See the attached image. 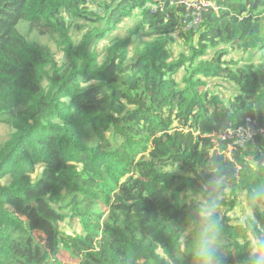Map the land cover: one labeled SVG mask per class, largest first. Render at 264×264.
I'll return each mask as SVG.
<instances>
[{
	"label": "trees",
	"instance_id": "trees-1",
	"mask_svg": "<svg viewBox=\"0 0 264 264\" xmlns=\"http://www.w3.org/2000/svg\"><path fill=\"white\" fill-rule=\"evenodd\" d=\"M162 1L156 12L147 7ZM162 1L0 0V123L10 129L0 144V264H64L62 250L80 260L68 264H159V245L168 264L176 254L191 264L177 242L213 161L233 177L222 206L228 264L243 255L247 218L232 213L242 191L264 183L251 164L264 159V137L231 158L213 138L247 116L264 120V59L225 58L264 52V0H210L218 10L182 36L188 50L176 59L184 11ZM20 22L50 34L56 49L30 41ZM229 77L237 92L225 99L208 80ZM70 217L80 232L61 230Z\"/></svg>",
	"mask_w": 264,
	"mask_h": 264
},
{
	"label": "clouds",
	"instance_id": "clouds-1",
	"mask_svg": "<svg viewBox=\"0 0 264 264\" xmlns=\"http://www.w3.org/2000/svg\"><path fill=\"white\" fill-rule=\"evenodd\" d=\"M215 7L217 9L211 8L217 11L218 7ZM243 141L253 142L251 136ZM251 164L258 175H264V159L254 158ZM179 166L177 163L175 169L170 172H176ZM233 195V177L228 174L227 165L223 161H213L210 174L200 182L198 191L194 193L188 227L182 231L177 242L179 252L189 256L191 264H228L231 255L222 243L225 221L222 206L224 201ZM239 200L242 207L236 215L243 214L247 218L244 226L247 235L242 247L243 255L235 260V264H264V183L252 184L239 194ZM159 247L167 256L168 249L163 245ZM182 259L183 255L176 254L171 264H179Z\"/></svg>",
	"mask_w": 264,
	"mask_h": 264
},
{
	"label": "rangeland",
	"instance_id": "rangeland-1",
	"mask_svg": "<svg viewBox=\"0 0 264 264\" xmlns=\"http://www.w3.org/2000/svg\"><path fill=\"white\" fill-rule=\"evenodd\" d=\"M139 19H140V14L137 13L133 18L128 19L125 22H123L120 25L119 29L116 31V33L119 36L126 35L130 28L135 27V25L138 23ZM17 29L22 34H24L30 41H34V42H37L41 45L47 46L53 51L56 49V45L53 41V37L50 34H40L36 29L31 30L30 26L27 22L18 23ZM144 39H146V38H144ZM142 41L143 40H140V39L134 41V43L129 48V57H134V55L140 50L142 43H143ZM107 44H108L107 40L101 42L100 48H99L100 49L99 51L101 52L100 58L103 57L104 48L107 46ZM223 48L228 49L229 46H223ZM187 50H188L187 46L183 44L182 37H179L178 41L175 43V45H173L171 47L172 58L176 59L181 52H186ZM214 52H215V50L211 49L209 51V56L210 57L213 56ZM263 54H264V52L260 51L258 53L253 54L252 57H249L248 55H246L240 51H232L225 58L227 61H234V63H236V64L237 63L238 64H244L248 60H254L256 62L263 60L264 59ZM184 73H185L184 68H181L177 72L175 77L178 80H181ZM208 84H209V86L213 87L215 91H217L218 93H221V95L225 99H228L231 95H233L237 92V87L235 86L231 77H229L228 79L219 78V79H213L210 81L208 80ZM261 92L264 95V88L261 89ZM9 132H10L9 127H7L5 124L0 123V144L7 138ZM215 135L217 136V134H215ZM214 140L217 141V137H215ZM218 145L219 144L217 142L216 143V149H219L221 147ZM225 151H230V145H229V147L227 146V149ZM228 154L231 155L230 152ZM41 169H42V167H40V166L37 168V171L35 172V174L32 177L33 180H37L39 178ZM171 169H174V168H170V170ZM7 180H9L8 177H6L3 181L5 182ZM241 207H242L241 204H239L237 209L232 213V215L234 216V219H235L234 221H243L246 218L243 214H241L239 216L236 215V213L240 210ZM60 228L62 231H65V232L70 233V234L80 232V225H79V221L77 218H71V217L67 218L63 223H61ZM36 236L41 242H43L45 244V239L40 233H37ZM59 259L64 264L75 263V262L78 263L80 261L78 259L72 258L70 256V254L68 252H66L65 250H62V252L60 253ZM167 261L168 260L163 255L162 251L159 250V258H158L159 264H165Z\"/></svg>",
	"mask_w": 264,
	"mask_h": 264
},
{
	"label": "built area",
	"instance_id": "built-area-1",
	"mask_svg": "<svg viewBox=\"0 0 264 264\" xmlns=\"http://www.w3.org/2000/svg\"><path fill=\"white\" fill-rule=\"evenodd\" d=\"M169 2L171 6L181 7L184 10L183 26L175 33L178 38L186 35L188 32L197 31L203 21L205 13L211 7L217 9L214 3L208 0H169ZM163 3L164 1L158 4L149 3L147 7L152 12H156L158 9L163 8ZM216 134L217 136L214 135V138L217 137V141L213 140L214 143L216 144L218 142V146H221L222 142L227 143L228 147L230 145V151L227 152V155L231 158V155L228 154L229 152L231 153L235 148L247 144L243 139L251 136L253 141L259 135L264 137V120L258 121L256 118L247 116L238 127L230 125L225 129H220Z\"/></svg>",
	"mask_w": 264,
	"mask_h": 264
}]
</instances>
